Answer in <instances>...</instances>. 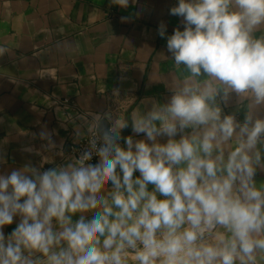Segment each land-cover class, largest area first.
Masks as SVG:
<instances>
[{"label":"clouds","instance_id":"9594fccd","mask_svg":"<svg viewBox=\"0 0 264 264\" xmlns=\"http://www.w3.org/2000/svg\"><path fill=\"white\" fill-rule=\"evenodd\" d=\"M169 14L182 71L165 102L81 117L78 155L43 131L60 163L0 172V264H264V0H176ZM233 95L243 121L222 107Z\"/></svg>","mask_w":264,"mask_h":264},{"label":"crops","instance_id":"0c3cea01","mask_svg":"<svg viewBox=\"0 0 264 264\" xmlns=\"http://www.w3.org/2000/svg\"><path fill=\"white\" fill-rule=\"evenodd\" d=\"M175 3L129 0L121 8L111 0H0V47L6 49L0 55V172L60 163L43 131L71 155L75 129L86 128L81 117L165 102L168 80L182 71L166 47L167 36L182 28V18L169 14ZM161 22L165 37L158 34ZM247 103L233 95L222 107L243 121ZM255 179L264 181V171Z\"/></svg>","mask_w":264,"mask_h":264},{"label":"built area","instance_id":"2783aa9c","mask_svg":"<svg viewBox=\"0 0 264 264\" xmlns=\"http://www.w3.org/2000/svg\"><path fill=\"white\" fill-rule=\"evenodd\" d=\"M87 146V140L85 138H81L79 143L75 141H72L70 144V153L71 155H78L81 151H83ZM95 161V158L93 159V162Z\"/></svg>","mask_w":264,"mask_h":264},{"label":"water","instance_id":"95a60500","mask_svg":"<svg viewBox=\"0 0 264 264\" xmlns=\"http://www.w3.org/2000/svg\"><path fill=\"white\" fill-rule=\"evenodd\" d=\"M130 130H131L130 128L127 130H122V136L129 135Z\"/></svg>","mask_w":264,"mask_h":264}]
</instances>
